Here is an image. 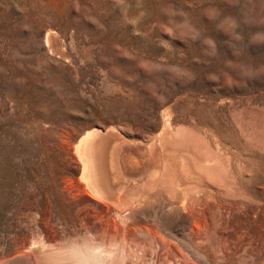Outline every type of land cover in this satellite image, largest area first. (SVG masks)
<instances>
[{
    "label": "rangeland",
    "instance_id": "obj_1",
    "mask_svg": "<svg viewBox=\"0 0 264 264\" xmlns=\"http://www.w3.org/2000/svg\"><path fill=\"white\" fill-rule=\"evenodd\" d=\"M165 112L200 229L162 185L130 191L133 221L170 244L138 264H264V0H0V264L103 237L115 217L76 147L114 129L145 150Z\"/></svg>",
    "mask_w": 264,
    "mask_h": 264
},
{
    "label": "bare ground",
    "instance_id": "obj_2",
    "mask_svg": "<svg viewBox=\"0 0 264 264\" xmlns=\"http://www.w3.org/2000/svg\"><path fill=\"white\" fill-rule=\"evenodd\" d=\"M171 118L170 113H163L162 127L150 138L145 150L131 148L114 129L105 133L95 129L82 138L76 147L84 165L82 178L96 197L109 205L115 221L106 229L103 237L89 236L61 244L36 243L29 250L30 254H25L30 264H128L127 258L129 264H138L142 257L150 253L153 257L164 255L170 250L169 242L168 245L157 227L135 223L131 217L135 205L126 201L130 191L138 187L147 190L151 184L162 185L167 190L172 208L191 221L192 236L196 239L200 229L198 213L194 210L198 193H188L172 183L171 170L182 172L189 167L181 155L183 134L177 129L173 130ZM123 148L140 158L145 167L144 176L136 177L123 170ZM130 194L133 196V193ZM141 238L147 242L142 243ZM16 260L23 261L20 258Z\"/></svg>",
    "mask_w": 264,
    "mask_h": 264
}]
</instances>
